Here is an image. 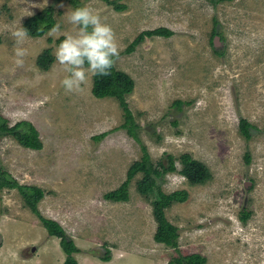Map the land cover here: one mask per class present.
Segmentation results:
<instances>
[{
  "label": "rangeland",
  "instance_id": "374dc122",
  "mask_svg": "<svg viewBox=\"0 0 264 264\" xmlns=\"http://www.w3.org/2000/svg\"><path fill=\"white\" fill-rule=\"evenodd\" d=\"M114 1L125 7L117 10L106 0H0V115L8 125L29 121L42 143L33 149L1 134L0 167L44 191L37 208L74 241L77 264H167L189 253L205 256L203 264H264V0ZM49 4L60 34L48 35L52 28L28 34L29 55L18 67L11 32ZM84 5L116 32L115 68L134 80L125 100L150 158H176L175 170L158 178L166 193L188 192L164 209L179 231L176 249L153 238L155 195L137 191L140 173L128 185L127 200L103 196L142 153L120 127L117 101L91 93L93 76L81 91L66 94L61 80L67 73L56 59L46 70L36 63L46 47L55 57L64 35L76 30L67 14ZM214 18L223 37L217 46L209 41ZM160 26L172 34L144 37L126 51L141 31ZM240 118L255 127L248 140ZM182 152L208 168L206 181L192 184L182 176ZM242 209L250 213L245 221L238 217ZM101 245L110 250L109 261L100 259ZM65 255L59 237L47 233L16 188L1 189L0 264H61Z\"/></svg>",
  "mask_w": 264,
  "mask_h": 264
},
{
  "label": "trees",
  "instance_id": "16d2710c",
  "mask_svg": "<svg viewBox=\"0 0 264 264\" xmlns=\"http://www.w3.org/2000/svg\"><path fill=\"white\" fill-rule=\"evenodd\" d=\"M117 10L125 7L124 4H118L114 0H106ZM211 4L215 5L218 2L225 0H208ZM55 18L53 16V6L42 8L35 14L27 17L22 27L28 30V34L35 37L41 36L53 26H55ZM217 20L214 18V25L212 26L210 39L215 35H218L221 39V32L217 29ZM172 30L167 27L160 26L152 29L141 31L126 48V51H131L133 47L140 43L144 37L152 36H170ZM216 53L222 54V51L215 50ZM55 57L51 54V48H44L36 57V63L40 68L44 70L48 69ZM91 85V93L96 97H112L123 112L124 121L120 124V127L125 129L127 135L133 138L135 141L141 144V156L140 158L133 160L127 170L126 177L123 182L116 188L107 191L103 194L106 199L112 201H125L128 199V185L131 179L140 173V178L136 179L135 187L140 194L149 196L154 192L152 198V214L156 221V228L153 233V238L157 242H162L167 246L177 248V239L179 231L176 225L172 224L166 217L164 209L172 202H182L187 196L188 192L185 189L173 190L171 192L162 191L158 178L166 171L175 170V157L170 153H165L164 157L152 160L147 152V149L142 144L139 137L138 124L135 123L131 110L128 107L125 96L132 92L134 87V80L130 75L122 70L116 69L115 66L111 69V75L106 77L93 76ZM181 100H175L174 105L180 107L182 105ZM6 118L0 115V135H11L21 145L33 149L41 148V140L39 139L38 131L36 128L26 120H19L12 125L7 124ZM238 128L245 140H248L252 135V129L255 128L245 118H240L238 121ZM105 132L100 134L103 136ZM95 136L96 138L100 137ZM245 162H249L250 155L246 151L244 153ZM178 160L181 163L179 172L188 179L192 184L203 183L210 177L208 168L199 160L192 157L189 152H182ZM3 188H16L21 195L23 203L37 215L46 228L49 235L59 237V243L65 252V258L61 264H77L73 254L79 252V248L74 244V241L67 235L63 227L55 220L47 218L40 214L37 204L43 198L44 191L37 186L20 184L12 175L6 170L0 167V191ZM248 210H241L239 213V219L245 221L249 216ZM104 253L100 255V259L109 261L111 259L110 250L105 245H101ZM205 262V256L200 253L178 254L173 255L168 260L167 264H203Z\"/></svg>",
  "mask_w": 264,
  "mask_h": 264
},
{
  "label": "clouds",
  "instance_id": "9594fccd",
  "mask_svg": "<svg viewBox=\"0 0 264 264\" xmlns=\"http://www.w3.org/2000/svg\"><path fill=\"white\" fill-rule=\"evenodd\" d=\"M67 20L76 30L64 35L54 54L56 62L67 73L61 85L65 93L70 94L81 91L82 85L92 76L111 75L121 49L113 27L92 6L75 8L67 14ZM59 34V24L48 33L54 37ZM11 36L15 42L14 62L22 67L24 58L29 55L28 49L24 47L29 40L28 30L22 26L16 27Z\"/></svg>",
  "mask_w": 264,
  "mask_h": 264
},
{
  "label": "water",
  "instance_id": "95a60500",
  "mask_svg": "<svg viewBox=\"0 0 264 264\" xmlns=\"http://www.w3.org/2000/svg\"><path fill=\"white\" fill-rule=\"evenodd\" d=\"M218 38H219V36L218 35H215L214 37H213V39H212V42H213V45L215 46H217L218 44H219V42H218Z\"/></svg>",
  "mask_w": 264,
  "mask_h": 264
}]
</instances>
